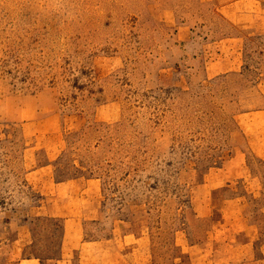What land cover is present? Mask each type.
Wrapping results in <instances>:
<instances>
[{
	"label": "rangeland",
	"instance_id": "obj_1",
	"mask_svg": "<svg viewBox=\"0 0 264 264\" xmlns=\"http://www.w3.org/2000/svg\"><path fill=\"white\" fill-rule=\"evenodd\" d=\"M227 1L0 0V262L18 228L60 252L63 218L38 206L78 178L85 238L145 264H264V36ZM231 33L241 69L206 77Z\"/></svg>",
	"mask_w": 264,
	"mask_h": 264
},
{
	"label": "crops",
	"instance_id": "obj_2",
	"mask_svg": "<svg viewBox=\"0 0 264 264\" xmlns=\"http://www.w3.org/2000/svg\"><path fill=\"white\" fill-rule=\"evenodd\" d=\"M220 13L225 20L247 30L249 35L264 36V4L260 0H229L221 5ZM245 37L244 33H231L209 41L208 49L203 52L205 76L239 71ZM91 185L94 183L89 179L81 181L78 178L53 182L48 199L52 204L38 206L37 215L63 218L59 253L35 252L31 234L22 233L18 228L8 243L10 258L0 264H145L146 253L144 256L140 253L139 259L133 257L141 250L140 247L128 246L127 249L121 238L115 235L105 239L84 237L77 221V209L82 216H85L87 208L94 211V197L89 191Z\"/></svg>",
	"mask_w": 264,
	"mask_h": 264
}]
</instances>
